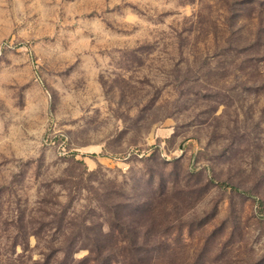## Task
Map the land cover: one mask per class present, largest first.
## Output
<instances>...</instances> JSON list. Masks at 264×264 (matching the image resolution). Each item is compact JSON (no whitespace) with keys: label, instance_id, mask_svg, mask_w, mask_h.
<instances>
[{"label":"rangeland","instance_id":"374dc122","mask_svg":"<svg viewBox=\"0 0 264 264\" xmlns=\"http://www.w3.org/2000/svg\"><path fill=\"white\" fill-rule=\"evenodd\" d=\"M0 264H264V0H0Z\"/></svg>","mask_w":264,"mask_h":264}]
</instances>
